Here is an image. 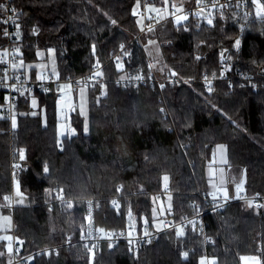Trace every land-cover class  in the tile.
<instances>
[{
    "label": "trees",
    "instance_id": "trees-1",
    "mask_svg": "<svg viewBox=\"0 0 264 264\" xmlns=\"http://www.w3.org/2000/svg\"><path fill=\"white\" fill-rule=\"evenodd\" d=\"M140 1L12 0L20 58L34 63L39 51L52 49L61 79L89 73L141 32L135 11ZM167 1L155 0L153 10L166 16ZM174 1L185 8L197 0ZM2 17L3 10L0 41ZM151 41L159 49L156 57L146 47ZM151 61L160 76L176 78L163 91L113 82L129 72L148 71ZM102 74L106 95L88 89L89 130L72 112L78 133L62 139L51 92L21 94L10 132L0 91V206L12 213L22 256L82 237L86 198L101 201L98 224L104 231L126 228L134 220L180 221L193 215L202 202L197 191L209 192L207 167L219 144L227 146L229 174H244L241 194L264 197V15H256L254 1L183 23L165 21L143 35L142 43L130 45L122 67L107 63ZM36 76L32 68L30 78ZM12 161L20 164L14 176ZM15 179L27 205L11 210L5 196ZM60 195L71 202L61 204ZM161 200L167 207L156 217ZM204 221V228L189 224L162 234L138 255L126 244L103 247L93 256L74 245L59 255L37 254L33 264H201L204 258L242 264L244 256L264 264V201L259 207L237 201L206 214ZM7 243L0 240V264L12 262Z\"/></svg>",
    "mask_w": 264,
    "mask_h": 264
},
{
    "label": "built area",
    "instance_id": "built-area-1",
    "mask_svg": "<svg viewBox=\"0 0 264 264\" xmlns=\"http://www.w3.org/2000/svg\"><path fill=\"white\" fill-rule=\"evenodd\" d=\"M255 0H197L192 6L182 8L177 11L174 0H168L167 6L169 13L165 16L162 13L155 12V0H141L136 10V14L142 19L141 32L130 42L122 44L118 50L113 51L107 63H114L119 68L123 66L128 56V49L133 42L142 43V36L147 35L151 30L155 29L159 24L172 20L176 23L180 16L212 15L218 12H224L231 7H246ZM4 5L2 17V41H0V91L5 93L4 104L2 106V116L5 117L10 125V132L13 131L17 124V108L19 104V96L27 92L49 91L53 94L56 103L65 100L63 95V87L70 85L74 87L88 86V88L97 89L98 97H104L107 92V79L103 76L102 70L107 63L95 66L89 73L77 77L61 79L59 75H52L44 72L43 80L36 78H28L25 70L20 68L21 58L18 44L16 42V31L19 18L15 13L12 0H1ZM264 8V0H261ZM183 23V22H182ZM187 28V27H186ZM241 78L247 79L248 76L242 72L238 73ZM139 77V78H138ZM176 78L172 75L165 77L160 76L154 68L153 62H149V69L146 72L136 71L129 72L120 77H115L113 82L125 88L137 89L141 86L150 85L159 91H163L167 84L174 83ZM160 103H164L161 98ZM20 164L12 161V176L18 170ZM14 182V181H13ZM170 194V191L167 192ZM197 195L201 199V203L197 206L196 213L187 216L180 221L171 219H158L155 222L143 220L140 224L134 220L126 228L113 231H104L98 224V213L101 210L102 203L96 198H86L83 203L85 207V228L82 237L79 239H71L68 237L62 243L49 246L29 255H21L23 240L18 238L13 232L11 239H8L7 250L11 245L9 253L12 256L11 264H33L34 257L41 253H50L59 255L63 248H70L74 245H80L89 255L93 256L103 247L116 248L121 244H126L135 255H138L143 247L149 246L153 241L158 239L162 234L172 230H183L189 224H201L205 227L204 217L206 214L224 210L229 205L244 201L248 204L259 207L263 201L262 196H223L210 192L197 191ZM8 201L9 208L14 210L16 204L14 201V190L5 196ZM61 204H69L70 199L59 196Z\"/></svg>",
    "mask_w": 264,
    "mask_h": 264
},
{
    "label": "rangeland",
    "instance_id": "rangeland-1",
    "mask_svg": "<svg viewBox=\"0 0 264 264\" xmlns=\"http://www.w3.org/2000/svg\"><path fill=\"white\" fill-rule=\"evenodd\" d=\"M255 12L256 15H264V8L261 5V0H255ZM177 11H181L182 7L175 2ZM138 8V7H137ZM137 10V9H136ZM135 10V11H136ZM186 17V19H182ZM188 19L187 16H180L178 22L182 23ZM139 23L142 25V19L138 16ZM147 49L150 51L153 57L158 55L159 49L154 42L147 44ZM20 68L25 70V74L30 78V71L32 68L37 70V80H41L39 77L44 72L51 73L56 76L57 68L55 62V52L50 49L48 51H39L38 61L34 63L25 64L22 60ZM88 86L74 87L65 85L63 87V95L65 100L61 103H57V120H58V136L60 139L64 137H71L78 133V130L72 124V110L75 107L78 117L83 121V130L87 132L89 130V90ZM86 129V130H85ZM121 154L127 156L129 154L128 148L124 145L120 148ZM228 152L225 144H219L216 147L215 158L210 166L207 167V173L209 176V192L218 193L223 196H230V188L233 186L236 191V196H240L242 193L243 185L245 182L244 174L241 176H231L228 172ZM167 178V179H165ZM13 190L15 196L16 206H26L27 199L23 193L20 183L17 179L13 182ZM168 185V176L164 177V188ZM168 195V194H167ZM161 209L155 208L154 215L159 217L164 214V206L162 200L159 204ZM9 208V205H5ZM13 230V216L11 212L4 210L3 206H0V240L8 241L7 237H11Z\"/></svg>",
    "mask_w": 264,
    "mask_h": 264
},
{
    "label": "crops",
    "instance_id": "crops-1",
    "mask_svg": "<svg viewBox=\"0 0 264 264\" xmlns=\"http://www.w3.org/2000/svg\"><path fill=\"white\" fill-rule=\"evenodd\" d=\"M234 196L236 195V191L234 187L230 188V196ZM244 258H248L247 260H245ZM254 258V259H253ZM256 261H259V259L256 256H244L242 258V264H256ZM203 264H213V262L209 259V258H204L202 260ZM201 262V264H202ZM260 264V261H259Z\"/></svg>",
    "mask_w": 264,
    "mask_h": 264
},
{
    "label": "snow or ice",
    "instance_id": "snow-or-ice-1",
    "mask_svg": "<svg viewBox=\"0 0 264 264\" xmlns=\"http://www.w3.org/2000/svg\"><path fill=\"white\" fill-rule=\"evenodd\" d=\"M2 10H4V5H2V4H0V11H2ZM182 19H186V17H183ZM209 23H211V21H209ZM236 45L237 46H239V41H236ZM41 80H43L44 79V77L43 76H41V77H39ZM139 78V77H138ZM33 106H35V101H33ZM86 130V129H85ZM45 171H47V168H45L44 169ZM165 179H167V178H165ZM181 234H183L182 232H181ZM7 239H11L10 237H7ZM12 249H11V245H9V251H11ZM185 256H187V253H185L184 254ZM245 260H247L248 258H244ZM254 259V258H253ZM202 264H203V262H202ZM256 264H259V261H256Z\"/></svg>",
    "mask_w": 264,
    "mask_h": 264
},
{
    "label": "water",
    "instance_id": "water-1",
    "mask_svg": "<svg viewBox=\"0 0 264 264\" xmlns=\"http://www.w3.org/2000/svg\"><path fill=\"white\" fill-rule=\"evenodd\" d=\"M72 112H75L76 113V108L75 107L73 108Z\"/></svg>",
    "mask_w": 264,
    "mask_h": 264
}]
</instances>
